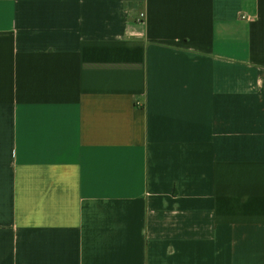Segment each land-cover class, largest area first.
Segmentation results:
<instances>
[{"label":"crops","instance_id":"obj_1","mask_svg":"<svg viewBox=\"0 0 264 264\" xmlns=\"http://www.w3.org/2000/svg\"><path fill=\"white\" fill-rule=\"evenodd\" d=\"M0 264H264V0H0Z\"/></svg>","mask_w":264,"mask_h":264}]
</instances>
